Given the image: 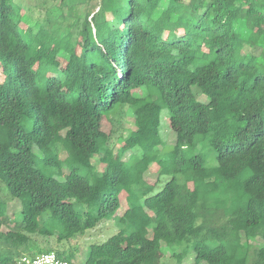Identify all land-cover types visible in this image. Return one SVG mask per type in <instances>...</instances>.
I'll return each mask as SVG.
<instances>
[{
	"label": "trees",
	"instance_id": "1",
	"mask_svg": "<svg viewBox=\"0 0 264 264\" xmlns=\"http://www.w3.org/2000/svg\"><path fill=\"white\" fill-rule=\"evenodd\" d=\"M72 8L36 19L22 0H0V182L21 203L8 217L0 196V264L51 251L73 264L63 255L107 220L118 230L89 244L85 264H160L162 248L173 264H264V0ZM67 17L72 46L46 50ZM205 137L213 166L187 155ZM38 154L68 172H41Z\"/></svg>",
	"mask_w": 264,
	"mask_h": 264
},
{
	"label": "rangeland",
	"instance_id": "2",
	"mask_svg": "<svg viewBox=\"0 0 264 264\" xmlns=\"http://www.w3.org/2000/svg\"><path fill=\"white\" fill-rule=\"evenodd\" d=\"M78 1H82V0H22V3L24 4V6H29V8H31L30 11H32L34 18L36 19H40L43 17H51L52 19L57 18V15H59L58 12H60V10H65V12H70L72 5H75V9L72 8L74 10V12L76 14H79L80 16H82V13L84 12V10H97L96 8V2L98 0H92L90 2V5L88 6L87 3H78ZM78 3V4H76ZM86 8V9H84ZM52 9V10H51ZM51 10V11H50ZM51 12V13H50ZM23 20L28 21L29 19L26 17ZM71 21V18H66L65 22L60 25L57 24V27L54 28L55 31H51L53 33H56V31H60V33H56L58 37H61L63 35H65L64 39L61 42H58L56 37L51 36L48 43L45 45V49L49 50L52 46L54 45H58L61 44V50L60 51H64L65 48L72 46L73 44V35L71 34H67V31L69 30V27L67 26V24ZM80 27V26H79ZM79 27H77L75 30L78 29L79 31ZM39 29V27L37 28ZM261 31H264V28L261 29ZM78 35V33L76 34V36ZM80 37H77L76 40H78ZM79 42V41H78ZM60 55V54H58ZM57 58H61L60 56H57ZM65 62H61L59 64V67L62 68L64 67ZM37 83L40 87L43 86L42 83V79L41 76H38L37 78ZM197 95L199 97L200 100L205 101V98L202 94H200L199 92H197ZM122 117H124V126L131 128L133 126V119L122 115ZM163 124H167V125H172V122L170 120H168L167 118H163ZM31 121L27 122V124L25 125L26 127H31ZM174 127L172 126V131L169 132L168 135V141L169 142H173L174 138H175V132H174ZM107 129H108V125H107ZM122 131L125 133V130L122 129ZM123 144V142H116L115 144V150L118 148V146H121ZM62 148H60L59 151V158L61 160H66L67 157V152L65 150H61ZM137 153L139 154V151L137 150H133V149H126L123 158L127 159L130 153ZM196 153H202V155L205 157V162L207 163V165L209 166H213L214 162H215V158H216V154L215 152L212 150V147L210 145V140L209 137H205V138H200L197 139L196 144H194V146L189 147V149L187 150V155H192V154H196ZM64 165H62L61 170H58L55 167H51L49 165H45L43 163V160L41 159V155L38 154L37 158H36V167L39 168L41 170V172L59 178L61 179L67 172L68 169L70 168V166L63 162ZM93 163L95 166H98V160L97 157H95L93 159ZM82 171V170H79ZM159 171V165L157 163H153L149 170L146 172L145 174V178L149 183H153L156 179H157V172ZM188 187L190 186V183L187 185ZM0 196L4 197L1 200H6L7 204H6V213L8 215V217H15L18 218L19 217V212L21 210V203L18 199H9L7 197V195L5 194L4 190H2V183L0 182ZM3 189H4V185H3ZM5 204V203H4ZM126 208V201L125 199L122 197L121 198V207L118 211V213H121L124 209ZM8 228L7 225H3L1 227L2 231H6ZM118 229L117 227L114 225V223L110 220L107 221H103L100 222L95 228L87 230L82 236H80V238L77 239V241L72 244V248H74L75 250V256L71 257L68 255V253H65L63 256H65L67 259H70L72 261L73 264H85L84 259H85V254H86V250L87 247L89 246L90 243L92 242H102L104 240H106L110 235H112V233L116 232ZM99 242V243H100ZM253 243H257V241L252 240ZM55 246V241L54 239L52 240V244ZM53 246V247H54ZM71 248V249H72ZM2 250V252H7L9 250V248L7 246H5V244H0V251ZM73 250V249H72ZM154 260L157 262H160V264H173L174 260L169 257V255L167 254V251L162 248L159 249L154 255Z\"/></svg>",
	"mask_w": 264,
	"mask_h": 264
},
{
	"label": "built area",
	"instance_id": "3",
	"mask_svg": "<svg viewBox=\"0 0 264 264\" xmlns=\"http://www.w3.org/2000/svg\"><path fill=\"white\" fill-rule=\"evenodd\" d=\"M18 264H69V262L59 257L55 252H46L34 257L21 256Z\"/></svg>",
	"mask_w": 264,
	"mask_h": 264
}]
</instances>
